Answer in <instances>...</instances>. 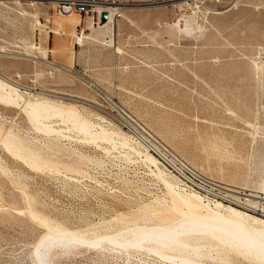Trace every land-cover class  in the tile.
<instances>
[{"label":"rangeland","instance_id":"obj_1","mask_svg":"<svg viewBox=\"0 0 264 264\" xmlns=\"http://www.w3.org/2000/svg\"><path fill=\"white\" fill-rule=\"evenodd\" d=\"M94 1L0 0V264L264 263V0Z\"/></svg>","mask_w":264,"mask_h":264},{"label":"bare ground","instance_id":"obj_2","mask_svg":"<svg viewBox=\"0 0 264 264\" xmlns=\"http://www.w3.org/2000/svg\"><path fill=\"white\" fill-rule=\"evenodd\" d=\"M49 1L50 3H52L51 0H47ZM97 3V2H96ZM99 5V4H97ZM72 15V14H70ZM68 16V15H67ZM115 20L113 18V15L111 14L110 17H109V20L106 24H104L105 27H108V26H111V24H114ZM107 41L106 43L108 45H111L112 44V36H108L107 38ZM50 65L54 66V67H57L56 65H54L53 63H50ZM6 81V80H5ZM9 82V81H8ZM10 83V82H9ZM3 84V82H2ZM4 86L6 84H3ZM11 86V85H10ZM6 87V86H5ZM12 91V90H10ZM12 94V92H11ZM18 96V95H17ZM4 98V97H2ZM1 98V100H2ZM7 98V97H6ZM5 98V99H6ZM4 99V100H5ZM16 99V98H15ZM6 101V100H5ZM3 101V102H5ZM11 103V101H10ZM14 103V102H13ZM32 111H34L38 116H43V113L47 110L43 105L42 106H32ZM30 108V109H31ZM263 199V198H262ZM230 212L234 215H236L237 217H239V219H241L240 221H220V220H214V219H205V220H199L201 222H206L207 224H211L213 226H215L216 224H220L224 227V230L222 231H225V233L227 232V234L231 235L234 237V239H236L235 241H243L244 244L246 247H248L247 249H249V247H251V245H254V247L262 250L264 252V223L260 224L261 222L257 219H253V221H256L258 222L259 221V224H250L248 223L246 220L249 219L248 216H246L245 214H242L241 212L237 211V210H234V209H230ZM264 214V212H263ZM251 218V217H250ZM198 222V221H197ZM264 222V221H263ZM200 223V222H199ZM195 227H198L197 225H194ZM212 226V227H213ZM223 229V228H222ZM217 230V229H216ZM215 232V231H214ZM232 237V238H233ZM230 240L228 239V242ZM233 243V242H232ZM235 243V242H234ZM231 244V243H230ZM239 244V243H238ZM235 245V244H234ZM240 245V244H239ZM238 247H241L239 246ZM244 248V246L242 247V249ZM239 249V248H238ZM241 249V248H240ZM241 249V250H242ZM246 249V248H245ZM252 249V248H250ZM254 250V249H252ZM251 251V250H250ZM243 252V251H242ZM246 252V251H244ZM243 252V253H244ZM257 252V251H256ZM258 253V252H257ZM260 253V252H259ZM247 254V253H246ZM254 254H255V251H254ZM245 255V254H244ZM257 255V254H256ZM262 255V254H261ZM246 256V255H245ZM251 257V255H249ZM263 260H260V261H264V253L263 255L261 256ZM253 258V256H252ZM251 258V260H252ZM259 258V257H258ZM256 259V258H255ZM261 264H264V263H261Z\"/></svg>","mask_w":264,"mask_h":264},{"label":"built area","instance_id":"obj_3","mask_svg":"<svg viewBox=\"0 0 264 264\" xmlns=\"http://www.w3.org/2000/svg\"><path fill=\"white\" fill-rule=\"evenodd\" d=\"M61 15H70L75 13H84L96 15L101 22L105 10L101 8L94 0H51ZM111 15V14H110ZM109 15V17H110Z\"/></svg>","mask_w":264,"mask_h":264},{"label":"water","instance_id":"obj_4","mask_svg":"<svg viewBox=\"0 0 264 264\" xmlns=\"http://www.w3.org/2000/svg\"><path fill=\"white\" fill-rule=\"evenodd\" d=\"M109 20V15L107 13H103L102 15V23H106Z\"/></svg>","mask_w":264,"mask_h":264},{"label":"crops","instance_id":"obj_5","mask_svg":"<svg viewBox=\"0 0 264 264\" xmlns=\"http://www.w3.org/2000/svg\"><path fill=\"white\" fill-rule=\"evenodd\" d=\"M76 14L68 15L67 17L74 18ZM54 64V63H53ZM55 65V64H54ZM57 66V65H56ZM58 67V66H57Z\"/></svg>","mask_w":264,"mask_h":264}]
</instances>
